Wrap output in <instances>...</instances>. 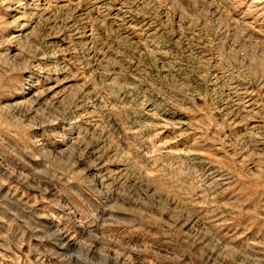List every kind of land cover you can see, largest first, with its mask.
<instances>
[{"label":"rangeland","instance_id":"1","mask_svg":"<svg viewBox=\"0 0 264 264\" xmlns=\"http://www.w3.org/2000/svg\"><path fill=\"white\" fill-rule=\"evenodd\" d=\"M0 264H264V0H0Z\"/></svg>","mask_w":264,"mask_h":264}]
</instances>
